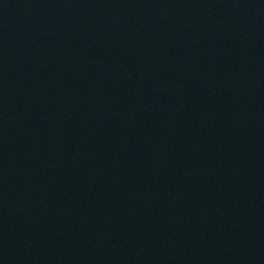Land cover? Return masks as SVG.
Segmentation results:
<instances>
[{
	"label": "water",
	"instance_id": "water-1",
	"mask_svg": "<svg viewBox=\"0 0 264 264\" xmlns=\"http://www.w3.org/2000/svg\"><path fill=\"white\" fill-rule=\"evenodd\" d=\"M0 264H264V0H0Z\"/></svg>",
	"mask_w": 264,
	"mask_h": 264
}]
</instances>
